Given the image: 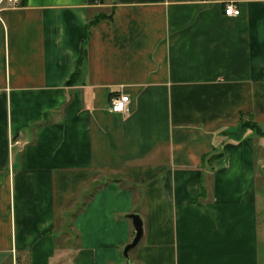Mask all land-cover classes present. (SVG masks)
<instances>
[{"label":"crops","instance_id":"1","mask_svg":"<svg viewBox=\"0 0 264 264\" xmlns=\"http://www.w3.org/2000/svg\"><path fill=\"white\" fill-rule=\"evenodd\" d=\"M259 129L264 0L1 3L0 264H264Z\"/></svg>","mask_w":264,"mask_h":264},{"label":"rangeland","instance_id":"2","mask_svg":"<svg viewBox=\"0 0 264 264\" xmlns=\"http://www.w3.org/2000/svg\"><path fill=\"white\" fill-rule=\"evenodd\" d=\"M258 139H261L260 136H258ZM264 142V141H263ZM255 182H256V205L258 209L259 214V238L260 240L264 239V143L261 142L257 144L256 148V164H255ZM66 234L68 235V238L74 239V235L72 234V231L67 230ZM72 234L73 236H71ZM71 242V241H67ZM264 252V251H263Z\"/></svg>","mask_w":264,"mask_h":264},{"label":"built area","instance_id":"3","mask_svg":"<svg viewBox=\"0 0 264 264\" xmlns=\"http://www.w3.org/2000/svg\"><path fill=\"white\" fill-rule=\"evenodd\" d=\"M3 2H6L12 6H16L17 4H19V0H0V5ZM224 14L228 17H237L239 16L240 12L233 3L229 2L225 6ZM129 103L130 100L127 96L120 95L110 99L108 109L112 113L127 115L129 113Z\"/></svg>","mask_w":264,"mask_h":264},{"label":"water","instance_id":"4","mask_svg":"<svg viewBox=\"0 0 264 264\" xmlns=\"http://www.w3.org/2000/svg\"><path fill=\"white\" fill-rule=\"evenodd\" d=\"M129 218L132 221L133 229H134V236L130 244H128L124 250L123 255L127 258V254L130 250L134 249L137 244L139 243L142 237V222L140 217L137 214H131Z\"/></svg>","mask_w":264,"mask_h":264},{"label":"trees","instance_id":"5","mask_svg":"<svg viewBox=\"0 0 264 264\" xmlns=\"http://www.w3.org/2000/svg\"><path fill=\"white\" fill-rule=\"evenodd\" d=\"M94 22H95V21H94ZM94 22H93V23H94ZM93 23H92V24H93ZM254 128H256V127L254 126ZM258 134H259L260 137H264V130L259 129V130H258ZM67 228H69V226H67ZM67 228H66L65 231L68 230Z\"/></svg>","mask_w":264,"mask_h":264}]
</instances>
